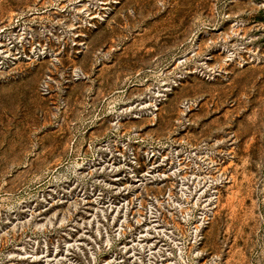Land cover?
Here are the masks:
<instances>
[{
	"label": "rangeland",
	"instance_id": "obj_1",
	"mask_svg": "<svg viewBox=\"0 0 264 264\" xmlns=\"http://www.w3.org/2000/svg\"><path fill=\"white\" fill-rule=\"evenodd\" d=\"M0 264H264V0H0Z\"/></svg>",
	"mask_w": 264,
	"mask_h": 264
}]
</instances>
